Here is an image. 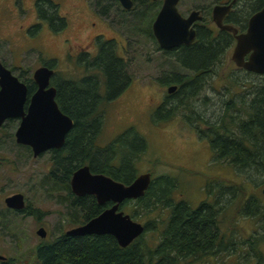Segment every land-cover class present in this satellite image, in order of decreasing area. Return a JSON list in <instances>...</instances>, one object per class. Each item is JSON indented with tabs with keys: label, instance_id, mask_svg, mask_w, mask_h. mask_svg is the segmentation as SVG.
Returning <instances> with one entry per match:
<instances>
[{
	"label": "rangeland",
	"instance_id": "374dc122",
	"mask_svg": "<svg viewBox=\"0 0 264 264\" xmlns=\"http://www.w3.org/2000/svg\"><path fill=\"white\" fill-rule=\"evenodd\" d=\"M51 1L58 4V13L66 18L68 25L62 32L43 28L40 31V40L35 42V46L42 52L40 62L41 59L42 61L51 58L57 60L52 63V69L56 73L53 80L55 84L70 79L72 74L73 80L81 79L85 75L94 76L95 73L87 71L84 64L78 63L76 58L71 61L67 55L69 52H78L80 47L85 48L86 51L90 37L98 34H103L106 39H115L119 44L118 52L125 60L123 63L131 77L125 91L113 101L100 107L102 127L97 144L100 147L111 146L119 136L125 135L127 130H133L132 133L144 140L146 145L145 150L137 154L134 160L136 176L151 173L153 180L160 176H168L176 183V189L174 188L170 195L174 203L185 201L196 205L197 201L205 198L203 186L205 183L208 187L218 189L217 183L210 182L212 178L209 174H215L214 169L223 167L224 163L219 160L220 162L213 164L207 145L204 142H196L190 128L183 122L181 95H177L176 99L165 98L167 86L178 83L177 80L167 83L165 81L173 79V74L181 75L188 71L182 70L181 64L174 57L166 56L158 49L152 35L148 34L146 24H141L136 19L139 13L138 4L134 3L133 10L126 13L119 5H113L109 0H102V6L109 9L111 17L116 14V19H113L111 24V19L107 22L101 19L104 23L92 28L90 23L94 21V18L85 10V7L95 9L91 5V0ZM21 2L23 5L17 1V7L26 11L20 10L16 15L8 0H0V40H3V43L0 41V45H3L4 49L0 57L11 68L14 65L19 67V71L32 72L41 64L35 52L21 53L22 47L27 42L21 38L22 32L19 27L24 29L31 22L32 17L28 0H21ZM182 2V9L187 11L190 8L211 7L215 0H182ZM179 9L181 11V5ZM150 14L151 17L152 12ZM205 16L209 18V15ZM153 18L154 16L151 21ZM122 46L125 52L121 50ZM11 57L15 59L13 65L10 62ZM20 59L23 60L22 63H19ZM221 60L217 70L218 77L216 81H212L214 85L217 83L219 89L231 87L228 82L230 78L225 75L233 67L230 53H225ZM19 71H15L16 74H19ZM225 77L227 79H224ZM236 87H241L240 83H237ZM204 94L210 97L209 92ZM190 102L188 100L186 103ZM163 103L166 104L164 110H158L161 107L159 105ZM198 109L206 116L211 114L219 116L221 113V108L216 103L209 104L207 107L198 106L196 110ZM164 116L167 119L163 120ZM16 127V121H11L0 128V205H4L5 197L21 193L26 205L37 209L42 216L37 221L31 217H22L21 214L13 215L15 225L12 233L0 231V254L12 261L11 264H36L32 253L34 248L74 228L75 226L70 223L71 215L79 213L68 207L65 191H51L49 185H41L44 176L52 169L50 156L44 154L33 158L29 148L17 145L13 136ZM138 146L140 143H133L134 148ZM116 157L117 163L120 158ZM235 174L230 177L233 182L243 187L245 197L253 196L264 206V199L259 192V188L264 186V172L247 169L237 172L238 175ZM220 182L222 181L218 184L226 186ZM250 184L255 187L249 186ZM156 207L150 213V218L166 219L170 210L161 209L160 204ZM122 211L127 215L132 212L129 207L122 208ZM136 222L143 225L144 220ZM39 227L46 230L45 239L36 235L35 232Z\"/></svg>",
	"mask_w": 264,
	"mask_h": 264
},
{
	"label": "flooded vegetation",
	"instance_id": "af4514ba",
	"mask_svg": "<svg viewBox=\"0 0 264 264\" xmlns=\"http://www.w3.org/2000/svg\"><path fill=\"white\" fill-rule=\"evenodd\" d=\"M8 1L14 14L16 13L17 15L20 10L26 11L21 9V7H17V1L20 5H23L21 0ZM101 1L102 0H91V5H93L95 9H88L85 7V10H87V12L94 18V21L90 23L92 28L104 23L101 19L106 22L108 19H111L110 24L113 19H116L117 15L113 14L111 17L109 9L104 8ZM109 1H111V4H117L121 7L119 2L115 0ZM132 2L134 6L136 0H132ZM262 2V0H215L214 5H211V7L190 8L185 11L182 9V0H178L176 6L177 11L183 19L188 18L193 12L199 13V19L195 20L191 26H189V29L193 30L195 33L194 40L187 45L181 44L172 49H161L153 37L151 28L158 11L162 7L163 0H149V6L157 9L156 14L151 21L150 29L151 35L158 46V49L166 56L174 57L178 63L180 62L176 57L180 55L181 68L182 70L188 71V73H181V75L173 74V79L165 81L167 83L173 80H181V87L179 84H176L177 82L174 83L175 85L167 86V96L165 98L173 97L176 99L177 95H181V117L183 118L185 125L190 128L195 136L196 142H204L207 145L208 154L211 158L226 160V162H221L224 163L223 167L220 166L214 169L215 174H209L212 178L210 182L217 183L218 189L208 187L206 185L207 183H205L203 185L205 192V198L203 200L197 201L198 203L195 202V204L197 203L196 205H192V203H189V205L187 202L181 201V251H205L206 253H209L208 264H263L264 262V206L257 198H253V196L248 198L247 196L245 197L246 194L243 193L244 190L241 185L239 186V189L235 188L230 176H233L235 173V175H238L237 172L240 173V171H245L246 169L231 167L230 164H228L227 159H230L233 154L230 153L227 148L225 149V144L234 140L231 132L228 136L225 134L228 132L226 129H233V122H236L237 124L241 123L243 125L251 124L249 122L251 108L248 105H255L256 103L263 101V98L260 97V95L262 96V94H264V75L245 70L234 64L231 57L236 45L235 36L230 32L219 30L213 21V9L216 6L229 7L228 12L223 15L222 24L236 29L237 35L244 34L248 29L250 18L264 8V3ZM28 5L30 6V12L32 13L31 22H29L24 29L19 27L22 32L21 38L27 42V44L22 47L21 53L35 52L38 54L37 57L40 62L42 52L35 46V42H39L40 40V31L43 28H48L50 31L62 32L68 25V22L65 17L59 15L58 4L53 3L51 0H28ZM180 5L181 11L179 9ZM121 9L126 13L133 10L132 8L130 10H124L122 7ZM205 13L209 15V18L205 16ZM0 41L3 43V40ZM89 41L90 43L86 46L88 47L86 51L85 48L80 47L78 52L68 53L67 56L71 58V61H74L73 59L76 58L78 63L80 62L84 64L91 58H96L103 49L104 44H108V47L114 50V53L117 56L116 58L120 60V62H122V60L125 62L118 52L119 44L116 43L115 39H106L103 34H98L90 37ZM90 49H92L91 52ZM121 50L124 51L123 46L121 47ZM219 50L223 52L222 56L217 55ZM1 53H4L3 45H0V54ZM225 53H230V60L233 65L231 70L225 75L230 78L228 82L231 87L227 86L219 89L217 88V83L214 85L212 81H216L218 77V66L221 64V58ZM249 56L250 53L244 56V62L248 61ZM14 61V57H11L10 62H12V65L14 64ZM56 61L57 60L54 58L47 61H42L41 59L42 63L40 62L41 65L38 67H47L53 71L48 87H54L56 90L55 102L57 88L55 87L56 84L53 80L55 79L56 73L52 69V63H55ZM22 62L23 60L20 59L19 63ZM0 63L4 68L9 70L19 82L27 87V96L24 104V110H26L31 96L37 90V85L33 80V74L38 68L32 72L19 71L18 66L13 65L11 68L5 64L2 57H0ZM15 71H19V74H16ZM100 75H102V73L98 74V76ZM120 75L129 81L127 85L128 87L131 81L129 73L124 71L122 73L120 72ZM88 76L89 75H85L81 79ZM227 77L224 79H227ZM68 80L74 85L73 74ZM237 83H240L241 87H235ZM170 87L176 88L173 92L168 93ZM70 89L72 90L73 88ZM205 92H209L210 97L204 94ZM188 100L191 102L186 103ZM177 101L180 102V99L177 98ZM212 103H216V105L220 106L221 113L219 116H216V114L206 116L201 113V110H196L198 106L207 107V105ZM159 106L161 107L158 110L162 109L163 111L166 104L163 103ZM185 110L187 112H184ZM162 118L163 120L167 119L166 116ZM11 121H16L18 127L19 119H9L5 121L0 128L5 127V124ZM72 123V128L65 136V139L68 135H72L73 133L75 122L72 120ZM222 129L226 132L223 133ZM100 131L101 125L92 126L90 123L82 125V140L85 141L87 138L94 139L96 141V150L99 152L101 151L100 149L105 148L100 147V145L97 144V138ZM132 132L133 130L129 129L125 133L134 135ZM138 138L139 141L142 140L139 136ZM220 142L224 143V151L223 148L218 150V148L212 147V144ZM140 146H138V150L140 149ZM132 148L133 150H136L137 147L134 148L132 146ZM57 150L52 149L44 154H50L52 151ZM235 155L237 157L240 156L239 154ZM253 156H264V152L257 153ZM76 170H74V172ZM262 171L264 172V170ZM74 172H72V174ZM217 181H222L220 183L226 186H221ZM249 186L255 187L253 184H250ZM263 189L264 186L259 188L262 197ZM72 195L75 196L74 194ZM86 196L90 195L75 197L83 198ZM170 203L172 204L173 201H170ZM110 206V203H106L100 207H103L104 211ZM0 256L5 258L3 260L0 259V264H11V261L4 255L0 254Z\"/></svg>",
	"mask_w": 264,
	"mask_h": 264
},
{
	"label": "trees",
	"instance_id": "16d2710c",
	"mask_svg": "<svg viewBox=\"0 0 264 264\" xmlns=\"http://www.w3.org/2000/svg\"><path fill=\"white\" fill-rule=\"evenodd\" d=\"M264 3V0H262ZM139 13L136 19L145 23L151 36V19L156 8L149 6V0H136ZM152 16L150 17V13ZM154 12V14H153ZM147 32V31H146ZM218 56L223 52L219 50ZM116 54L108 44H104L99 55L84 63L87 71L94 76L74 80V85L68 79L56 83V103L61 112L74 122L72 135L65 139L64 146L52 151L50 163L52 169L44 176L41 185H49L51 191L66 192L65 201L68 207L78 212L71 215V225L77 227L98 216L103 207L97 205L94 197L76 198L69 188V179L77 168L88 164L92 173L103 174L125 185L130 184L136 177L135 157L145 150L144 140H138L137 135L125 134L117 138L111 146L97 151L96 141L92 138L82 140V125H101L100 107L113 101L128 85V80L120 75L126 71L125 63L116 58ZM181 64V56L176 57ZM91 61V62H90ZM80 63V62H79ZM82 65V63H81ZM99 73L102 75L98 76ZM181 87V80L178 83ZM236 87V86H235ZM70 88H73L72 90ZM263 101L251 108L249 122L243 125L233 122V129H222L231 132L234 140L225 144V149L232 153L228 164L234 168L246 170H264V156H253L264 152V94ZM170 113V112H169ZM169 117V116H168ZM141 144L133 150V143ZM213 148L224 151V143H214ZM28 148V147H27ZM239 154L240 156H236ZM116 156L120 158L116 163ZM226 160H221V162ZM220 162L212 158V163ZM236 189L240 184L233 182ZM176 183L168 176L152 179L148 190L142 198L126 200L120 205L129 207V215L133 221L144 220L143 234L125 248L118 246L116 240L109 235H92L72 237L65 233L55 237L50 242L38 244L32 251L36 264H208L209 253L205 251H181V201L170 203L171 193L176 189ZM175 188V189H174ZM160 204L161 209L170 210L166 219L150 218V213ZM168 210V211H169ZM31 217L39 221L42 214L35 208L26 205L25 209L17 212L0 205V231L12 233L15 221L13 215ZM187 241V240H186ZM12 263V261H11Z\"/></svg>",
	"mask_w": 264,
	"mask_h": 264
},
{
	"label": "water",
	"instance_id": "95a60500",
	"mask_svg": "<svg viewBox=\"0 0 264 264\" xmlns=\"http://www.w3.org/2000/svg\"><path fill=\"white\" fill-rule=\"evenodd\" d=\"M124 10H130L132 0H115ZM178 0H163L152 24V34L161 49H172L181 44L193 42L195 33L189 29L191 24L199 19V13L193 12L183 19L177 11ZM229 7L213 9V21L219 30L232 33L236 45L232 53V61L237 67L264 75V8L253 15L248 23L246 33L237 35V30L223 25V15ZM250 53L247 62L243 58ZM53 71L47 67L35 70L33 80L37 85L36 92L31 96L29 104L24 110L27 87L19 82L9 70L0 63V127L9 119H19L14 132L15 143L28 147L32 157L37 158L52 149H60L65 136L72 128V120L64 115L55 102L56 90L48 87ZM170 87L168 93L175 90ZM151 184L150 173H143L135 177L128 185L113 180L103 174H94L88 165L77 169L70 179L72 194L77 197L90 195L96 203L111 206L85 224L69 229L66 236H112L119 247L125 248L132 244L144 232V225L133 221L131 217L120 210V205L126 200L142 198ZM264 197V189L262 190ZM7 209L22 211L25 209V198L21 193H15L4 198ZM36 235L46 238V230L40 227ZM0 259L3 260L2 256Z\"/></svg>",
	"mask_w": 264,
	"mask_h": 264
}]
</instances>
